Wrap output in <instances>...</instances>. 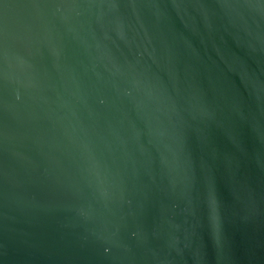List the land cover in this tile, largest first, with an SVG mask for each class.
Returning a JSON list of instances; mask_svg holds the SVG:
<instances>
[{"label":"water","instance_id":"obj_1","mask_svg":"<svg viewBox=\"0 0 264 264\" xmlns=\"http://www.w3.org/2000/svg\"><path fill=\"white\" fill-rule=\"evenodd\" d=\"M0 264H264V0H0Z\"/></svg>","mask_w":264,"mask_h":264}]
</instances>
